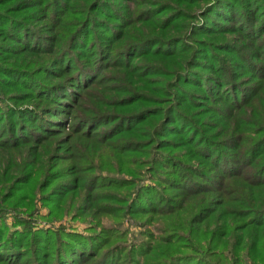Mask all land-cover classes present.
<instances>
[{
	"label": "trees",
	"instance_id": "1",
	"mask_svg": "<svg viewBox=\"0 0 264 264\" xmlns=\"http://www.w3.org/2000/svg\"><path fill=\"white\" fill-rule=\"evenodd\" d=\"M1 153L0 264L264 256V0H0Z\"/></svg>",
	"mask_w": 264,
	"mask_h": 264
},
{
	"label": "rangeland",
	"instance_id": "2",
	"mask_svg": "<svg viewBox=\"0 0 264 264\" xmlns=\"http://www.w3.org/2000/svg\"><path fill=\"white\" fill-rule=\"evenodd\" d=\"M255 21H257V19ZM232 25L235 24L232 23ZM15 160H17L18 163H21L23 161L22 159L18 158L17 155L12 156L11 154H0V200L2 198V194L7 193L9 188L7 178L3 177L4 171L8 170V167H10V165H13ZM33 206L35 214L34 217L37 218V223L35 224L37 225L36 227H65L67 230H73L85 234L94 231L93 229L99 231L101 227H112L114 229L125 231L127 236L124 239H127V242L129 244L133 243L137 238H139L140 232L144 229V226H141V224H139L134 219L124 218L120 220V218L118 217H103L101 219V224L96 226L92 218L86 215L78 218L73 212L66 213L62 215L59 219L52 220L48 218V208L43 206L40 201V194H38L37 198H35V203ZM14 214L15 210L9 209L7 222L10 226H13V220L10 216ZM173 219L184 221L186 219V213H178L176 215V218L173 216ZM161 224L162 221H154L151 224L147 225V227L152 230L153 233H158L157 230H154V228L156 226H160ZM218 251V261H216V258H212L211 260L219 264H264V256L259 253H249L247 250L243 249L236 252L235 250H230L229 248L218 249Z\"/></svg>",
	"mask_w": 264,
	"mask_h": 264
}]
</instances>
